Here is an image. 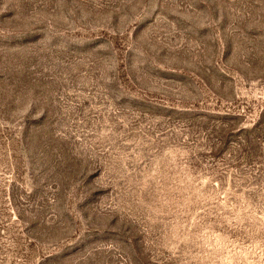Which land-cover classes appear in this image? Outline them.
<instances>
[{
  "label": "rangeland",
  "instance_id": "rangeland-1",
  "mask_svg": "<svg viewBox=\"0 0 264 264\" xmlns=\"http://www.w3.org/2000/svg\"><path fill=\"white\" fill-rule=\"evenodd\" d=\"M0 264H264V0H0Z\"/></svg>",
  "mask_w": 264,
  "mask_h": 264
}]
</instances>
